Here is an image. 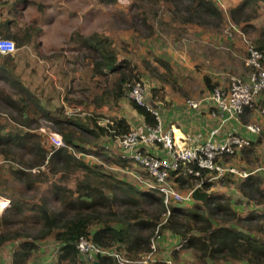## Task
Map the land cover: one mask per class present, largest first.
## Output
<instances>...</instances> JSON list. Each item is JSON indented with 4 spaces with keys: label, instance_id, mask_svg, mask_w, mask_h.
I'll return each instance as SVG.
<instances>
[{
    "label": "trees",
    "instance_id": "trees-1",
    "mask_svg": "<svg viewBox=\"0 0 264 264\" xmlns=\"http://www.w3.org/2000/svg\"><path fill=\"white\" fill-rule=\"evenodd\" d=\"M159 1L182 6L177 8L178 12L173 20L185 30L195 27L207 31L211 27L212 31H217L222 21L224 23L230 21L236 27L244 24L240 28L245 32L246 28L250 27L255 38L252 44L248 45L254 46L264 56V27L258 28L253 23L261 9H264V0H235L226 11H223L219 0ZM28 3L31 2L0 0V18H2L0 36L12 39L17 49L28 43L35 44L32 34L36 32L37 26H19L20 21L17 19V15L20 14L19 4L23 6ZM37 4L39 10L44 9L42 3ZM5 11L7 17L3 18ZM76 43L77 46L69 49L72 52L77 51V61L85 64L87 82L93 84L99 79L100 82L108 85L91 103L99 108L110 99L117 103L126 97L132 110L143 119V123L146 126H155L157 124L155 115L146 106L139 105L129 98L126 93L135 81H140L146 89L137 67L126 58H117L114 49L110 48L111 41L108 37L93 34L77 37ZM78 53H80L79 60ZM10 55L7 54V58H10ZM57 56L61 58L60 55ZM84 57L87 63L83 62ZM156 59L166 72L170 71L169 63ZM145 64L148 69H152L148 62ZM14 67L7 66V85L10 88V91H7V108L15 113L12 115L14 121L26 128L11 127L3 131L0 135V153L7 155V162L15 161L18 149L30 153L32 158L29 161H19L20 167H11L13 170L9 171L19 180H23L28 188L32 186V180H42L45 172L39 169L41 166H45L50 174L60 173V176L59 183L50 182L48 187V192L54 196V202L58 200L59 207L39 206L27 220L35 230L30 231L31 228L24 230L31 238L18 242L12 253V264H35L33 259L38 253L40 241L44 238L53 240L58 246L53 259L54 264H93L76 249V242L80 236H86L101 249L114 253V255L98 254L96 260L100 264H119L115 254H119L131 264H167V261H154L156 246L152 250L151 244L157 229L159 235L166 231L171 234L169 237L178 238L182 242L181 249L191 251L192 264H264V209H250L248 213L240 214L234 209L230 198L214 196L213 192L208 191L213 185L211 181H214L209 180L211 175L209 170L199 168L200 177H194L183 174L185 168L181 166L177 171H173L171 176L176 187L189 183L194 186L199 182L194 186L195 188L193 187L194 205L189 209L173 202L164 221L165 208L157 189L148 187L136 179L130 182L119 178L103 167V163L121 167L132 165V168H137L149 179L148 174L138 163H131L127 158L120 162L100 145V140L104 137L118 141L122 135L134 130L127 119L123 116H113L107 119V123L99 124L102 117L98 113L86 114L85 119H82L76 114L64 111L62 107H57L59 99L56 103L53 102V112L47 110L45 106L48 107L53 100L41 99L39 87L32 89L29 85H25L14 71ZM85 76L81 74V79ZM109 76L110 84L107 81ZM203 82L208 94L217 86V83L212 82L208 76H204ZM175 83L177 81L174 80L173 88L177 87ZM151 91L153 99L157 91L154 88ZM65 92L63 100L69 101L66 96L72 93L70 88L68 87ZM146 98L145 91V101ZM262 102H264V92L253 101L251 106L244 108L239 120L248 123L251 111L254 109L260 111ZM25 113L26 115H23ZM39 116L53 122L55 131L61 135L65 146L54 149L47 136L31 131L38 127ZM261 142V138L251 141L250 146L233 156L223 158V162L230 163L234 156L245 161L250 154H256V145ZM94 158L101 159L103 163L97 164ZM35 168L39 171L36 176L30 171ZM237 169L240 172H249L244 167ZM260 171L264 169L249 173L245 177L236 174H228L225 177L241 179L238 191L244 198L249 200L254 196L259 203H263L264 185H260L263 181L262 172L258 173ZM71 178H75V182L74 186L69 187L64 181ZM45 179L49 180L46 176ZM8 224L7 215H1L0 228L9 226ZM11 231V229L6 232L0 230V246L11 238ZM19 233L21 229L14 232L16 235ZM178 251L175 248L171 250L175 258ZM142 257L146 258L145 261L138 263Z\"/></svg>",
    "mask_w": 264,
    "mask_h": 264
},
{
    "label": "rangeland",
    "instance_id": "rangeland-1",
    "mask_svg": "<svg viewBox=\"0 0 264 264\" xmlns=\"http://www.w3.org/2000/svg\"><path fill=\"white\" fill-rule=\"evenodd\" d=\"M234 1L219 0L223 11H226L227 7L232 5ZM38 2L45 5L43 10L38 9L37 11L36 5H26L27 9L17 15L21 26L32 25L27 23L36 24L37 33L33 32L32 34V40L35 41V44L28 43L20 50L16 49L13 55L16 56L19 53L21 62L18 64H20L19 67H22L21 70H23L24 62L27 60L31 68L27 70L29 72L34 71L36 77L30 83L32 89L39 87L38 90L52 92L54 96L58 97L53 98V102L56 103V99H59L57 107H62L64 111L76 114L82 119H85L86 114L95 112L101 115L102 119L100 121L102 123H107L109 117L117 115L129 117L133 110L126 97L120 99L117 103L110 99L102 104V109L91 103L93 99L101 95L103 89L108 85L105 82H100L99 79L93 84L87 82L88 75L86 74L87 68L84 70L85 64L77 61V51L72 52L69 49L72 46H77V37H87L93 34L108 37L111 41L110 48L114 49L117 58H126L130 60L132 65L137 67V71H139L146 87V103L153 109L159 106L166 111H171L172 109H178V106L183 107L186 100L202 101L207 95V89L201 82L202 80L197 78V74L204 70L203 67L205 66L209 67L208 69H215L219 67V61L228 64L229 67H226V69L229 82L232 76L244 75L247 72L244 65L245 51L247 45L252 44V41H254L255 34L250 27L246 28V32L242 30L240 27H243L244 24L236 27L230 21L229 23L222 21L223 23L219 25L217 31H212L211 27L207 31L195 27L185 30V28L178 26V22L173 20L178 12L177 8L180 6L159 0H39L35 3ZM253 23L258 28L264 27V9H261L260 14ZM79 54L78 60L80 59ZM57 55H60L61 58H58ZM156 58L169 63L170 71L166 72L158 61L156 62ZM186 61H188L187 64L194 65L195 71H191V73L184 76L187 71L184 66ZM83 62L87 63L85 57ZM145 62H148L152 69H148ZM81 74L86 75L84 79H81ZM25 75V73L20 75L23 83L25 82ZM110 79L109 76L108 84L111 83ZM174 80L177 81L175 83L177 87L173 88ZM68 87L72 93L70 96H66L69 101H64L63 95L66 94L65 91ZM152 88L157 91V95L153 99ZM190 89L191 92L195 93L194 95L191 94ZM7 91H10L9 87ZM103 106L107 107V110H103ZM162 109L156 110L164 123L166 120L169 122ZM49 127L51 126L49 125ZM53 127L43 128L46 131H53ZM142 129H145V127ZM105 143H108V139L100 140L101 146L104 147ZM114 147L116 148L115 144ZM105 149L108 152H113L109 148ZM30 158H32L30 153L24 151V149H18L15 155L16 162L12 160L14 164L0 161V173L7 175L14 167H20L21 162L19 161H29ZM94 161L97 164L103 163L99 158ZM227 161L229 162L230 159ZM230 163L236 165L233 161ZM111 166L112 164L103 163L104 169L114 173L115 176L130 182L135 181V176L112 170ZM245 168L254 173L257 168L264 169V145L257 150L256 154H250L247 157ZM133 170L143 180L150 181L137 168H133ZM261 172L263 181L260 185H264V171L258 173ZM74 182L75 178L64 181L69 187L74 186ZM211 182L213 185L208 191L213 192L214 196L224 199L230 198L234 209L240 214L248 213L250 209H264V202L259 203L254 196H252V199L247 200L238 191L241 179L224 177ZM198 183L194 184L193 182L194 186H197ZM194 186L189 183L178 187L182 191H187L193 189ZM179 205L192 209L194 200L182 202ZM13 227L21 229L20 224ZM27 228H31L30 231L35 230L32 229L34 228L32 225H27ZM9 229L8 226L0 228L2 232L9 231ZM157 232L158 229L152 239L156 246L154 252L155 262L170 260L175 264L193 263L191 251L181 249L182 242L178 238L169 237L171 234L166 231H163L162 235ZM28 237L31 238V236ZM174 248L179 250L176 258L171 252ZM41 255L39 253L35 255L33 259L35 264L41 262L45 264ZM97 255H93L90 260L95 261ZM145 259L142 257L138 263L145 261ZM0 264H7V259L5 261L0 257ZM52 264L54 263L52 262Z\"/></svg>",
    "mask_w": 264,
    "mask_h": 264
},
{
    "label": "built area",
    "instance_id": "built-area-1",
    "mask_svg": "<svg viewBox=\"0 0 264 264\" xmlns=\"http://www.w3.org/2000/svg\"><path fill=\"white\" fill-rule=\"evenodd\" d=\"M16 46L12 39L0 36V53L14 54ZM264 56L262 52L252 45L247 47V55L244 57V65L247 72L244 75L232 76L226 87L216 86L203 98L202 101L186 100V104L193 109L200 106L203 101H208L214 108L213 115L217 117L218 124L210 131L208 137L200 144L192 147H180L172 130L164 131L163 121L159 112L150 107L145 101V88L140 81H135L129 86L127 96L137 104L146 106L157 120L155 126H145L144 131L132 130L122 135L118 145L122 151V158L130 159L143 167L150 181L143 180L136 175V180L148 187L159 191L163 199L165 212L164 221L169 214V206L175 203L192 201L193 189L182 191L175 186L172 172L183 166V174L200 177V169L209 170V180H217L228 174L247 176L246 172H240L234 165L223 162L228 158L251 145V139L241 132L229 131L221 140H215L222 127L229 121L239 120L244 108L251 106L253 101L264 92ZM264 113V109H260ZM43 130V129H42ZM244 131L248 134L258 135L261 126L256 122L246 123ZM48 139L53 148L65 146L61 135L48 130ZM162 145L163 154L152 153L150 150H142L139 145ZM196 167V168H195ZM200 168V169H199ZM163 221V222H164ZM155 249L154 242L151 244ZM76 249L81 255L90 260L95 254H111L91 242L86 236H80L76 242ZM119 264H131L119 254H115ZM167 264H175L168 260Z\"/></svg>",
    "mask_w": 264,
    "mask_h": 264
},
{
    "label": "crops",
    "instance_id": "crops-1",
    "mask_svg": "<svg viewBox=\"0 0 264 264\" xmlns=\"http://www.w3.org/2000/svg\"><path fill=\"white\" fill-rule=\"evenodd\" d=\"M7 1L15 2L18 0H7ZM27 1L31 2L30 4L28 3L27 6L36 5V9L38 11V7H37L38 4L35 2L39 0H27ZM21 4H19L18 6L19 7L18 11L20 13L21 11H24L27 9L26 5L22 6ZM43 8H45L44 4H43ZM5 13L6 11L2 15L3 18L7 17ZM0 20H2V18H0ZM27 24L36 25L33 23H27ZM20 25H21V22L19 23V26ZM18 49L20 50V48ZM211 61H212V57H211ZM20 62L21 60H20L19 53L16 56L11 54L10 58H7V54L0 53V135L3 133V131L9 130L11 127H19L23 129L26 128L25 126L17 124L16 121H14V119L12 118V115H15V113L13 111L10 112L9 109L7 108V88L9 87L7 85V66L14 67L13 65H15L14 71H16L19 77L20 75H23L25 73L26 75H25L24 84L25 85L29 84V87H31L30 83L33 82L32 80H34L36 77V75L34 74V71L29 72L27 70L30 68V65L28 64L27 60L24 62L23 70H21L22 67H19L20 64L18 63ZM187 62L188 61L184 63V66L187 68V71L186 73H184V76H186L187 73H191V71H195L193 67L194 65L191 63L187 64ZM218 65L219 67L215 69H211V68L208 69L209 67L207 66L203 67L204 70H202L201 72L197 74L198 76L197 78L201 79L202 80L201 82H203L204 76H208L212 82L217 83V86H221V87L228 86L229 80L227 79L226 67H229V65L222 63L220 61L218 62ZM204 87L206 88L205 84H204ZM190 92H191V89H190ZM191 94L194 95L195 93L191 92ZM39 95L41 99L51 98V100H54L53 98H57V96H54L52 92H49L46 90H40ZM207 95H208V92H207ZM57 101L58 99H56V102ZM53 104L54 103L52 101L51 104H49L48 107L45 106V108H47V110L50 109V111L53 112L54 111ZM260 105H262L260 109H264V102H262V104ZM104 106H103V110H107V107H104ZM177 108L178 109H172L171 111H166L165 109H162L159 106L156 107L157 110L162 109L164 111V116H166L167 119H169V122L168 120H166L165 123L163 122L164 131L172 130L174 132L176 142L180 147H183V146L192 147V146L202 143L208 137L210 131L219 122L217 117L213 115L214 108L210 107V103L207 100L203 101L200 104V106L196 109H192L188 107L185 103L183 107L178 106ZM101 109H102V105H101ZM23 115H26V113ZM130 115L131 116L129 117H126L124 115H121V116L127 119V121L131 124V127L134 130L144 131V129L142 128L145 127L146 125L143 123V119L141 118V116L135 113L134 110L133 112L130 113ZM37 120L39 123L38 127L35 129H32L31 131H36L37 133H41L47 136V133H46L47 131L43 127L52 128L54 126L53 122L47 120V118H43V117L40 118V116L38 117ZM250 122H256L260 124V126L262 127L260 134L254 135V134L246 133L244 131V125L246 123H242L240 120L238 121L233 120V121H229L222 127V129L220 130V134L215 137V140H221L224 137V135L228 133L229 131H235V132L237 131V132L243 133L245 136L250 138L251 141H254L257 138H261L262 142L256 145V149L259 150L262 147V145H264V114H262L257 109L252 110L249 116V120H248V123ZM99 124H103V123L99 121ZM49 125L51 127H49ZM54 127H53V131H55ZM102 139H108V143H105L104 147L109 148L110 150L113 151V152H109V154L111 155V153H113L114 158H117L118 160H120V162H122L124 158H122V151L120 150L117 139L113 140L108 137H104ZM41 142H43L42 139H41ZM114 144L116 148L114 147ZM139 147L141 149L150 150L152 153L163 154L162 145H155V146L139 145ZM6 156L7 155L0 153V161L1 162L7 161ZM14 160L16 161V159ZM232 160L234 163H236V165L232 163L231 165H234L238 168L244 167V169H247L245 168L246 160L245 161L240 160L238 157H235V156L232 158ZM8 162L12 163V161H8ZM110 168L115 171H120L124 174L133 175V176L137 175V173H135L133 168L130 166L121 167L119 165L112 164ZM39 169H41L42 172H45V174L42 175V180L41 181L38 179L34 181L32 180L33 182L32 186H30L29 188L24 185L23 180L22 181L19 180V178L13 175L12 172L7 173V175L0 173V216L7 215V219L9 220L8 227L12 230L11 234L13 236V237L11 236L10 239L6 240L0 246V257L5 261L7 259V264H12V253L15 251L18 242L23 241V240H29V237L25 234L24 230L27 228V225H30V223L27 220H29V218H31V216L36 212V210H38V207L39 206L43 207L44 205L50 208H54V206L57 208L59 207L58 200H55L56 202H54L53 194L48 192V187H49L50 182L53 183L55 181L56 183H59L58 173H56L55 175L50 174L45 169V166H41V168ZM260 169H263V168H257V170H260ZM30 171L32 174H35V176L38 175L39 173L38 169L30 170ZM249 173H252V171L247 172V174ZM45 176L48 177L49 180H46ZM19 224L21 225V233L16 235L14 234V232H17V229H16L17 227H13V226L19 225ZM57 248L58 246L53 242V240H50L49 238H44L42 241H40L39 250L37 252L39 254H42L41 257L44 260L43 263L46 264V262H49L47 264H52L54 255H56V252H57ZM39 264H42V262Z\"/></svg>",
    "mask_w": 264,
    "mask_h": 264
},
{
    "label": "water",
    "instance_id": "water-1",
    "mask_svg": "<svg viewBox=\"0 0 264 264\" xmlns=\"http://www.w3.org/2000/svg\"><path fill=\"white\" fill-rule=\"evenodd\" d=\"M93 264H100L98 260L93 261Z\"/></svg>",
    "mask_w": 264,
    "mask_h": 264
}]
</instances>
